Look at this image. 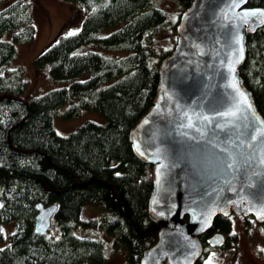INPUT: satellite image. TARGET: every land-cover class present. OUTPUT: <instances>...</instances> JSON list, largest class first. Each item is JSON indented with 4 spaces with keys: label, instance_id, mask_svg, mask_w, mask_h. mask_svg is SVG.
Instances as JSON below:
<instances>
[{
    "label": "trees",
    "instance_id": "obj_1",
    "mask_svg": "<svg viewBox=\"0 0 264 264\" xmlns=\"http://www.w3.org/2000/svg\"><path fill=\"white\" fill-rule=\"evenodd\" d=\"M1 1L7 3L0 9V66L13 58L15 44L28 42L34 32L26 0ZM67 1L85 11L79 28L58 32L34 63L47 64L52 79H74L23 99L24 82L15 69L0 73V224L15 222L0 246V264H105L102 240L75 234L77 223L110 234L113 246L125 250L121 264H139L158 225L147 210L152 165L134 152L128 133L155 97L157 64L168 51L154 60L152 38L163 31L165 12L149 6L150 0ZM177 1L184 8L191 0ZM246 4L264 6V0ZM89 42L122 54L80 49ZM238 70L264 117V25L246 36ZM70 98L63 118L87 109L103 115L104 122L85 120L67 134L57 133L52 118ZM37 202L56 204L50 221L56 229L35 231ZM85 202L98 203L105 212L83 220L79 211ZM259 223L264 229V221ZM213 231L225 235L220 246L234 239L229 216L215 215L210 228L198 235L203 248L193 264H202L206 250L214 247L207 242Z\"/></svg>",
    "mask_w": 264,
    "mask_h": 264
},
{
    "label": "water",
    "instance_id": "obj_2",
    "mask_svg": "<svg viewBox=\"0 0 264 264\" xmlns=\"http://www.w3.org/2000/svg\"><path fill=\"white\" fill-rule=\"evenodd\" d=\"M247 0H191L157 64L148 109L129 129L134 152L152 165L147 199L158 225L139 264H193L198 235L215 215L264 221V117L238 67L246 36L264 25V6ZM34 229L45 232L55 203H36ZM224 233L207 237L220 246Z\"/></svg>",
    "mask_w": 264,
    "mask_h": 264
},
{
    "label": "rangeland",
    "instance_id": "obj_3",
    "mask_svg": "<svg viewBox=\"0 0 264 264\" xmlns=\"http://www.w3.org/2000/svg\"><path fill=\"white\" fill-rule=\"evenodd\" d=\"M29 3L31 23L34 32L31 40L22 44H15V54L6 64L0 66V73L6 68H14L15 75L24 82V90L20 94L23 99L41 94L42 92L61 85H67L74 78L52 79L48 73L47 64L34 63V58L40 49L48 43L58 32L70 33L79 28L85 11L74 2L67 0H26ZM6 2H0V9ZM149 6L158 7L165 12L167 20L163 31L153 36V59H158L168 51L175 40L172 25L177 20L182 6L177 0H150ZM122 23L105 26L97 31L98 36L111 32ZM10 34L7 35L9 37ZM82 50H96L106 54H122L114 50H104L93 42L82 44ZM71 98L57 109L52 118V126L59 134H67L85 120L103 123L104 117L95 110L82 109L78 115L63 118L62 111L70 104ZM105 209L98 203L85 202L81 205L79 217L83 220L98 218ZM230 232L234 239L228 247L214 246L206 250L202 264H264V229L252 216H241L231 213ZM15 222L0 224L3 233L2 246L8 240V234L14 229ZM56 229L51 223L48 231ZM75 234L91 236L102 240L106 254L105 264H121L125 258V250L114 247L112 236L104 229L95 225L77 223L72 227Z\"/></svg>",
    "mask_w": 264,
    "mask_h": 264
}]
</instances>
